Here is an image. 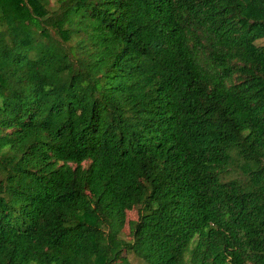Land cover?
<instances>
[{
    "label": "trees",
    "instance_id": "1",
    "mask_svg": "<svg viewBox=\"0 0 264 264\" xmlns=\"http://www.w3.org/2000/svg\"><path fill=\"white\" fill-rule=\"evenodd\" d=\"M129 252L264 264V0H0V264Z\"/></svg>",
    "mask_w": 264,
    "mask_h": 264
},
{
    "label": "rangeland",
    "instance_id": "2",
    "mask_svg": "<svg viewBox=\"0 0 264 264\" xmlns=\"http://www.w3.org/2000/svg\"><path fill=\"white\" fill-rule=\"evenodd\" d=\"M137 211L135 209L128 211L127 212V219L126 221L128 222L129 220H135L137 218ZM127 222L125 223V227L123 228V236L125 238H129V229H128V224ZM126 255H123L122 258H125L128 260L131 264H144L142 259H140L136 254L133 252L125 253Z\"/></svg>",
    "mask_w": 264,
    "mask_h": 264
}]
</instances>
